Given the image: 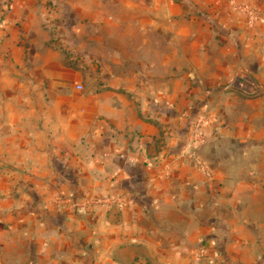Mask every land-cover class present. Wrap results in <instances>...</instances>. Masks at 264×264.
Masks as SVG:
<instances>
[{"label":"crops","instance_id":"crops-1","mask_svg":"<svg viewBox=\"0 0 264 264\" xmlns=\"http://www.w3.org/2000/svg\"><path fill=\"white\" fill-rule=\"evenodd\" d=\"M68 193L119 202L78 215ZM0 264H264V22L228 0H0Z\"/></svg>","mask_w":264,"mask_h":264},{"label":"built area","instance_id":"built-area-1","mask_svg":"<svg viewBox=\"0 0 264 264\" xmlns=\"http://www.w3.org/2000/svg\"><path fill=\"white\" fill-rule=\"evenodd\" d=\"M228 3L230 4V6L234 11L245 15V24L247 27H252L257 23L264 22V17L262 16V14L256 8L248 5L247 3L237 0H228ZM76 88L81 89V86L76 85ZM209 121H211V119L209 118V115H206V113L197 115L191 130L193 143L194 142L198 143L203 141L202 130L206 125L209 124ZM190 157H193L192 161L194 166L197 168V170H199L205 178H210L211 173L207 163H205V161H202L192 153H190ZM118 202H119L118 197L109 196V195L101 196V197L81 196L79 198H76L75 201H71V200L68 201L66 198H60V197L54 200V204L58 209L62 207H68L69 209H72L73 211H75L80 215H85L89 213V211L95 207H104V209H108Z\"/></svg>","mask_w":264,"mask_h":264},{"label":"rangeland","instance_id":"rangeland-1","mask_svg":"<svg viewBox=\"0 0 264 264\" xmlns=\"http://www.w3.org/2000/svg\"><path fill=\"white\" fill-rule=\"evenodd\" d=\"M58 197H60V198H66L68 201L69 200H71V201H75V196L73 195V194H58L56 197H55V199H57ZM81 197V196H80ZM54 199V200H55ZM53 203H54V201H53ZM55 205V204H54ZM66 208H68V207H66ZM70 210H72V209H70ZM73 211V210H72ZM73 212H75V211H73ZM76 213V212H75ZM78 214V213H77ZM78 215H80V214H78Z\"/></svg>","mask_w":264,"mask_h":264}]
</instances>
